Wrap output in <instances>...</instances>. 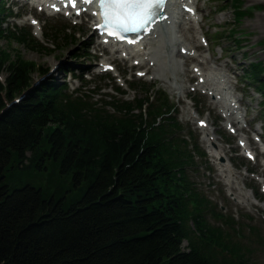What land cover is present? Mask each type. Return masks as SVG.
<instances>
[{"label": "trees", "instance_id": "trees-1", "mask_svg": "<svg viewBox=\"0 0 264 264\" xmlns=\"http://www.w3.org/2000/svg\"><path fill=\"white\" fill-rule=\"evenodd\" d=\"M241 2L228 1L237 17ZM6 10L0 0V40L38 47L29 29L3 27ZM59 33L56 44L72 41L66 35L60 40ZM67 71L84 81L75 69ZM3 72L0 264H254L245 256L242 231L248 227L254 233L248 239L259 246L263 238L198 192L186 170L195 154H205L177 136L182 127L164 93L153 101L148 94L154 86H148L143 98L105 99L99 106L70 92L63 78L49 80L48 70L0 48ZM243 72L264 110V65L251 63ZM35 73L43 78L36 83ZM46 164L69 175L80 196L17 186L23 181L18 171ZM207 214L220 225L210 224Z\"/></svg>", "mask_w": 264, "mask_h": 264}, {"label": "rangeland", "instance_id": "rangeland-1", "mask_svg": "<svg viewBox=\"0 0 264 264\" xmlns=\"http://www.w3.org/2000/svg\"><path fill=\"white\" fill-rule=\"evenodd\" d=\"M2 1L6 5V16H8L3 27L8 30H13L14 27L29 29L34 38V44L38 47L31 49L16 42L7 43L5 39H1L0 48L7 49L12 55L18 52L23 59L34 62L43 70H48L47 79L61 82L63 78L70 92L77 90L89 97L86 100L97 103L99 106L105 99L133 101L143 98L148 86H154V92L148 94L153 101L156 98L161 99L160 93H164L168 103L175 108L172 116L177 118L182 127L177 136L191 144L195 143L205 154L203 158L195 154L194 164L189 165L186 170L198 192L212 204L217 205L223 214L230 215L241 222L243 227H245L244 221L256 227L264 240V202L262 201L264 199V154H262L264 148L254 142L253 139H256V136H250V132L261 136L264 145L263 100L251 87V81L244 85L246 81L243 80V69H248L249 64L261 62V65H264V0H242L238 8L236 7L241 14L239 17L235 15V9L228 4L230 0L198 1L197 8L202 16V21L198 24L200 28L191 29L184 35L176 33L183 43L194 47L196 56H199L188 59L186 55L179 53L180 45L176 46L177 55L174 60L183 63L184 72L177 70L180 68L177 66L173 77L186 87L185 93L181 95L161 82L159 76L153 71L156 66L148 65L147 60L144 65L134 66L133 59L136 56L122 60L119 52L102 48L99 43L100 38L95 36L96 32L91 28L93 24L89 18L66 20L61 15L49 17L27 4L21 6L12 3L11 0ZM32 17L37 19L41 27V30L37 29L38 32L40 30L39 34L36 27L30 25ZM74 24L78 25L73 26ZM66 27L67 30H65ZM230 29L231 32L228 34ZM221 31H223L222 37L217 38V33ZM58 33L60 40L63 35H66L71 36L72 41L65 45H62L60 41L59 45L56 44L53 38H56ZM200 34L206 38L207 48L201 46L198 39ZM87 48H89V54L86 52ZM80 53H87L88 56L85 55L79 60L74 59V56ZM206 55L209 56L208 62L203 60V56L206 57ZM103 61L110 63L115 70L100 73ZM194 66H198L197 69L203 73H209L214 68L226 72L225 76L233 89L234 97L240 100L238 117H245L242 124L232 123V127L236 130L235 136L225 129L226 121L222 117L220 105L211 104L213 100L208 95L202 94L203 89L197 87L199 81L192 71ZM68 69H75V74L81 75L84 81H80L76 76L69 78ZM139 71H147V74L144 77H138L136 74ZM5 77V72L0 74L2 81ZM33 79L36 83L43 78L41 79L35 73ZM97 88H99L98 93L90 92ZM116 88H119V91ZM193 89L199 90L191 91ZM81 93L78 95H82ZM200 120L208 124L207 131L215 138V144L211 146L217 145L216 150L220 153V157L215 156L214 151H210L202 141L204 125L203 129L198 127L197 122ZM240 139H244L252 150L255 156L253 162L241 155L238 147ZM251 173H254L253 176ZM17 174L23 178L17 186L31 184L41 188L48 195L55 194L56 190H70L71 192H66V195L72 194L73 197H78L82 192V189L77 190L71 187L69 175L58 173V168L53 166H47L42 170L28 168L25 171H18ZM7 184L13 185L10 180H7ZM256 192L262 199H258ZM249 218L252 220L249 221ZM207 220L212 225H220L208 214ZM246 228L242 231L245 256L254 264H264V246L250 241L248 237H253L254 233L250 234L248 227ZM183 246H186V243H183Z\"/></svg>", "mask_w": 264, "mask_h": 264}, {"label": "bare ground", "instance_id": "bare-ground-1", "mask_svg": "<svg viewBox=\"0 0 264 264\" xmlns=\"http://www.w3.org/2000/svg\"><path fill=\"white\" fill-rule=\"evenodd\" d=\"M198 1L199 0H170L167 3L163 21L160 22L148 35L140 39L139 43L133 46L125 48L114 46L116 47V49H114V47L110 46L109 44H103L101 40L99 43L102 48H110L111 52H119L121 54L122 60H128L129 58L136 56L133 60L138 62V66L144 65L145 61L147 60L148 65L156 66L153 71L155 75L159 76L161 82L166 84L172 90L178 91L179 95L184 94L186 87L183 85V83H179L175 79V77H173V72H175L174 70L177 68V66L180 67L179 69L177 68V70L184 72L183 63H178L174 60V57L177 55L175 53L176 46L180 45L178 47L179 53H181V50H185V57H187L188 59L199 56H196L193 50L194 47L183 43V41L176 36V33H181L182 35H184L191 29L194 30L196 28H200L198 24L202 21V16H200V12L197 8ZM36 6H40L43 9L48 8V5L44 0L42 4L38 3ZM185 6H187L189 9L194 8L196 14L191 16L189 14L184 15V13H181L180 10H183ZM79 8V10H81V8H84V6H80ZM70 13L75 14L76 11H72ZM70 13H66L65 11H63V14H67L68 17H70ZM49 14H57V12H52ZM260 22L262 23V20ZM35 27L37 31L39 27ZM94 31L97 32L96 30ZM37 34H39L38 31ZM202 36L204 35L200 34L198 39H200V37ZM207 50L209 51V49ZM208 57L207 55L206 57L203 56V60L205 62H208ZM103 66H110V63L103 61L100 69H102ZM197 67L198 66H194L192 68L195 76L198 77L199 84L197 85V87H200L201 89H203L204 93L213 97V101L211 102V104H213L214 106L220 105L219 107L220 109H222V112L224 114L223 117L227 118L229 123L242 124V117L237 118L233 116V114L237 113L238 109L236 110L235 107H231V105H235V103H238L240 105V100L239 98L234 97L233 89L231 88L229 81L226 79L227 76H225L226 72L224 73L222 69L214 68L209 73L202 72V74H198L197 72L195 73V69H197ZM144 73L147 74V71H145ZM190 117L192 118V116ZM243 119H245V117ZM200 129H203V126H201ZM239 129L241 128L239 127ZM207 130V126L204 125V129L202 130L204 133V137L202 141L205 143L206 147L210 149V151H214L215 156L217 155L220 157V153H218L216 148L211 146L215 144V138L212 137V133L208 132ZM240 140L244 141V139Z\"/></svg>", "mask_w": 264, "mask_h": 264}, {"label": "snow or ice", "instance_id": "snow-or-ice-1", "mask_svg": "<svg viewBox=\"0 0 264 264\" xmlns=\"http://www.w3.org/2000/svg\"><path fill=\"white\" fill-rule=\"evenodd\" d=\"M90 2V0H85ZM99 15L108 35L116 31L147 33L164 0H97ZM131 42V41H129Z\"/></svg>", "mask_w": 264, "mask_h": 264}]
</instances>
